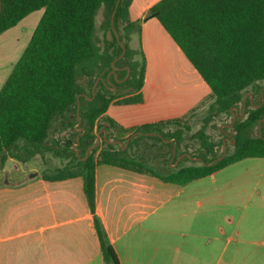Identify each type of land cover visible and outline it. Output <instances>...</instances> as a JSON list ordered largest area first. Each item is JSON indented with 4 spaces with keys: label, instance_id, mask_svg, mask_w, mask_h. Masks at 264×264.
I'll list each match as a JSON object with an SVG mask.
<instances>
[{
    "label": "trees",
    "instance_id": "1",
    "mask_svg": "<svg viewBox=\"0 0 264 264\" xmlns=\"http://www.w3.org/2000/svg\"><path fill=\"white\" fill-rule=\"evenodd\" d=\"M117 2L0 0V36L29 14L44 10L27 47L0 89V172L7 151H12L25 163L38 154L53 151L49 139L58 115L68 120L70 128L78 124V119L72 121L70 115L77 113L78 101H81L78 98L82 92L79 76L92 79V87L100 77L106 81L99 82L95 97L91 90L90 99L80 102L79 116L85 134L79 138V155L70 146L61 148L59 154H65L69 159L67 165L42 174L46 181L83 179L104 264L121 263L96 213L98 165H113L151 175L166 183L186 186L241 160L264 158V136L260 137L258 129L259 121L264 119V103L256 107L262 103V97L255 100L256 95L261 96L258 83L264 81V0H159L149 10L148 15L160 21L213 93L214 100L207 108L204 125L189 137L199 143L195 151L187 144L183 147L185 133L191 129L186 121L148 124L130 130L121 129L109 119L101 121L112 102H143L141 90L146 56L140 44L141 26L130 19L133 0H120L115 15V28L126 47L124 57L116 62L121 68L117 71V79L123 81L118 82L112 75L115 91L107 82L112 62L123 52L111 24ZM100 10L103 16L100 25L102 39L96 35V18ZM134 36L139 43L136 48L131 46ZM248 92L253 95V103L250 98L247 100L244 117L233 127L236 140L233 151L214 166H205L186 157L178 166L167 165V171L160 172L130 151L133 141L147 137L166 147L170 159L175 143L164 141L168 139L177 143V157L188 152L211 163L222 155L217 148L224 144L223 140L215 141L207 132L209 124L224 115L233 119L231 109L238 107L242 110ZM121 97L125 98L119 99ZM171 125L178 128L167 132L166 127ZM103 129H107L110 140L123 142L138 131L155 132L162 138L137 136L124 151L121 146L103 139L101 147L93 149L83 160L88 148L97 141V132ZM76 136L78 133L73 128L71 138L75 140Z\"/></svg>",
    "mask_w": 264,
    "mask_h": 264
},
{
    "label": "crops",
    "instance_id": "2",
    "mask_svg": "<svg viewBox=\"0 0 264 264\" xmlns=\"http://www.w3.org/2000/svg\"><path fill=\"white\" fill-rule=\"evenodd\" d=\"M157 1L133 0L130 6L131 21L141 26L146 73L143 102H112L101 118L121 129L168 121H186L190 126L189 119L214 100L181 48L160 21L148 15ZM43 13L29 14L0 36V89ZM138 44L134 36L131 46ZM83 77L82 84L78 78L79 102L85 103L94 85L92 79ZM74 117L77 113L70 115ZM177 128L171 125L165 130ZM68 130L67 126L62 130L64 146L73 148L77 137L71 138ZM226 133L230 134L222 133L224 139ZM151 140L136 139L130 151L166 172V161L168 165L172 157L166 147L154 150ZM61 148L57 144L49 151L53 157L46 152L30 161H50L56 156L68 163L66 155L59 154ZM5 154V163L19 161L12 151ZM5 163L0 176L6 171ZM40 169H21L22 179L0 182V264H104L83 179L46 181ZM32 173L37 175L30 177ZM96 213L121 264H264V158L241 160L186 186L98 165Z\"/></svg>",
    "mask_w": 264,
    "mask_h": 264
},
{
    "label": "rangeland",
    "instance_id": "3",
    "mask_svg": "<svg viewBox=\"0 0 264 264\" xmlns=\"http://www.w3.org/2000/svg\"><path fill=\"white\" fill-rule=\"evenodd\" d=\"M102 19H103L102 10H100L98 15H97V18H96V21H97L96 35L99 39H102V37H103L102 31L100 30V25H101ZM99 45L102 47L103 46L102 42H100ZM82 81L85 82L86 78H84L83 76H79V82L81 84H82ZM257 87H258V89L261 88L260 89L261 96L259 94L256 95L255 96L256 101L260 100L262 96L264 98V81L259 82ZM249 98L250 97H248V99ZM209 104L206 106L205 109H202L198 115L196 114L192 118L189 119L188 122L190 124L191 129L189 130V132L185 133V141L183 143V147L185 144H187L191 150L195 151L197 149V147L199 146V143L197 140L191 139L189 137L192 136L193 134H195L204 125V118L207 116V108H208ZM240 112H241V109H240ZM75 120H76V117H74L72 119V121H75ZM231 120H232L231 117H229L227 115H224L221 118H216L210 123L212 125L209 124L210 128H208L207 132H209V134L212 136V138L217 142L224 140V135L221 133V126L224 124H230ZM64 126H68V127L70 126L68 120L63 118L62 116L58 115L57 118L55 119L54 123H53V126H52L51 135H50V139H49V146L50 147H54V149H55L56 145L59 144L65 148V146H64L65 145L64 144L65 138H64V134L62 132ZM214 126H215V128H213ZM74 127H72V128L69 127L70 130H68V131L70 132L71 135H72ZM78 128L80 129L83 127H81V124H80L78 126ZM224 130H225L224 132H229L232 136H234L233 128L228 129L225 127ZM100 131L101 130H99L97 132V134ZM76 132L79 134L81 132V130L76 131ZM262 135L264 136V130L262 131ZM100 140H101V143H100L99 147H101V145H102L103 132L100 133ZM151 143L154 146L153 147L154 150H164L165 149V148H163L161 143H159L157 141L151 140ZM227 147H228V153H231L233 151V144L227 142ZM217 150L219 153L223 152L224 151V145L219 146L217 148ZM46 154H48V156H51V154L49 152H47ZM10 155L11 154H8L7 157H9ZM51 157H53V155ZM51 160L49 161L48 159L44 160V159L39 158L38 161H35V162L29 161V162L25 163V162H21L20 160L15 161V162H6L5 163L6 171L1 174L0 182L2 180L5 182L7 180H13V181L17 180L18 181V180L22 179L23 178V175L21 174L22 170H25V171H28L30 169L34 170V169H38L39 166H41L40 171L42 174H44L47 172H54L57 169L62 168L63 166L67 165V159H61V158L54 156V158H52ZM167 163L168 162L166 161V167H167ZM168 165L170 167H172L170 162ZM155 168L157 169V167H155Z\"/></svg>",
    "mask_w": 264,
    "mask_h": 264
},
{
    "label": "water",
    "instance_id": "4",
    "mask_svg": "<svg viewBox=\"0 0 264 264\" xmlns=\"http://www.w3.org/2000/svg\"><path fill=\"white\" fill-rule=\"evenodd\" d=\"M119 4H120V0H118L117 4H116V6H115V9H114V12H113V15H112L111 24H112V27H113V31H114V33H115V35H116L117 41H118L119 45L122 47L123 52H122V54H121L117 59H115V60L112 62V71H110V73H109L108 76H107V82H108L111 86H113V90H115L116 87H115L114 83L111 82V77H112V75L114 76V78H115L118 82L123 81V80H118V79H117V71L120 70L121 68H118V67L116 66V62H117L118 60L122 59V58L124 57L125 53H126V47H125V45L123 44V42L121 41V39H120V35H119V33L117 32V30H116V28H115V15H116V13H117V9H118ZM123 69H125V68H123ZM129 71H130V69H129ZM100 81H102V82H104V83L106 82V81L104 80L103 77H100V78H98V79L95 81V84H94V87H93V96H94V97H95V91H96V88H97V86H98V84H99ZM248 97H250V101H251V103H253V95H252L251 92H248L247 95H246V96L244 97V99H243V102H242V110H241V112H240V108H238V107H234L233 109H231V114H232V116H233L232 122H231L230 124H225V125L222 127L223 130H224L225 127H226V128H233L234 125H235V123H236V121H237L238 119H242V118L244 117V115H245V111H246V102H247V100H248ZM78 98H79V97H78ZM263 103H264V98H263V96H262V103H261L260 105H257L256 107H261ZM79 113H80V102L78 101V112H77L78 124H77V126L75 127V131H79V130H81V132L78 134L77 139H76L77 142H76V144L73 146V149L76 151V153H77L78 155H79V153H78L77 148H78V146L80 145L79 138H80L82 135L85 134V128H80V129L78 128V126L81 124V120H80ZM262 123H264V119H262V120L259 121V127H258V129H259V135H260V137H263V135H262ZM101 132H103V139H104L105 141H107V143L112 144V145H119V146H121V147L123 148V149H121V150L126 149V148L128 147V145H129L131 139H132L133 137H135V136H138V135L159 136V137L162 138V135H160V134H158V133H155V132L144 133V132H142V131H138V132L132 134V135L126 140V142H123V141H121V140H110V139L108 138L107 131L104 129V130H101V131L97 134V136H98L97 141H96L92 146H90V147L88 148V150H87V152H86V156H85V158H83V160H86V159L88 158L90 152H91L93 149H96V148H98V147L100 146V143H101V140H100V133H101ZM226 135H227V137L224 139V151H223L222 155H221L220 157L216 158L215 160H213L211 163H206L202 157H194V156H192L190 153L187 152V153H184L181 157H179V158L176 160V162L173 164V161L175 160V158H176V156H177V143H176L174 140L164 139V141H165L166 143H172V142L175 143L174 148H173V155H172V158H171V161H170L171 166H176V165L178 164L179 160H181V159L184 158V157H187V158H189L190 160H192V161H194V162H201V163L204 164L205 166H214L217 162H219V161H221L222 159H224L225 156L227 155V153H228L227 142H229V143H231V144H233V145L236 143V140H235L234 136H232V135H230V134H228V133H226ZM36 175H37V173H32V174H30V177H34V176H36Z\"/></svg>",
    "mask_w": 264,
    "mask_h": 264
}]
</instances>
